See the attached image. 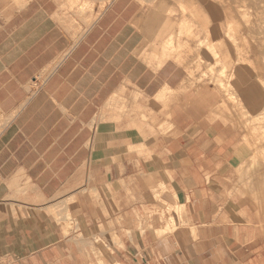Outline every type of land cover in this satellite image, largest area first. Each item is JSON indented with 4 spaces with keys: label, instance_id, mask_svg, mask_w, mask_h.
I'll return each mask as SVG.
<instances>
[{
    "label": "crops",
    "instance_id": "0c3cea01",
    "mask_svg": "<svg viewBox=\"0 0 264 264\" xmlns=\"http://www.w3.org/2000/svg\"><path fill=\"white\" fill-rule=\"evenodd\" d=\"M180 6L0 0V264H264L241 135L162 48Z\"/></svg>",
    "mask_w": 264,
    "mask_h": 264
},
{
    "label": "rangeland",
    "instance_id": "374dc122",
    "mask_svg": "<svg viewBox=\"0 0 264 264\" xmlns=\"http://www.w3.org/2000/svg\"><path fill=\"white\" fill-rule=\"evenodd\" d=\"M183 1L185 6H180L181 21L171 24L172 26L167 31V38L165 43L162 44L164 45L162 48L171 51L179 63L187 62V77L191 86L209 87L218 95L219 107L217 110L219 111L217 117L237 130L241 135V142L247 153L243 165L241 164L237 168L239 178L236 184L244 185L247 190L252 186H256L258 189L256 190L260 191L259 198L252 196L254 192L252 194L247 192L243 196L249 199L247 201L251 200L252 205H255H253L254 207L259 208L260 204V209L257 210L260 219L264 222V174H262L264 153L258 155L257 162L259 164H252L253 157L251 155H253L254 149L244 137L247 132V125L255 123L254 118L256 116H251L264 112V46L262 49L253 50L248 60H245L247 53L244 45L245 41H242V39H246L247 35H242V31L238 30L237 23L233 22L234 19H238L241 11L248 9L251 18H259L263 22L261 31L264 32V9L260 6L253 8L242 6L239 0L236 2L220 0L218 9L209 7L206 4L208 0ZM170 12L174 13V10ZM185 14L187 16H184ZM157 19L163 22L161 17ZM229 20H231L230 24L236 25H234V28L233 25L229 26L230 24H227ZM230 29L234 40L227 34ZM169 30L172 31H170V34ZM218 30H220L219 33ZM172 37L174 43H171ZM237 55L238 57H236ZM249 96L260 100L256 110L252 109L253 112H247L246 106L248 105ZM260 131H264V128ZM260 145H264V142H261ZM244 187L242 188L245 189ZM164 190L165 186L163 184L157 185L155 190L156 200L163 201L160 192ZM175 198L176 196L173 195V206L165 203L168 220L173 222L175 218L177 219L176 225L173 224V228L170 230L179 226L182 223L180 222L182 221L181 216L183 217V209L177 198ZM164 211V208L159 211V215L163 220Z\"/></svg>",
    "mask_w": 264,
    "mask_h": 264
},
{
    "label": "bare ground",
    "instance_id": "6f19581e",
    "mask_svg": "<svg viewBox=\"0 0 264 264\" xmlns=\"http://www.w3.org/2000/svg\"><path fill=\"white\" fill-rule=\"evenodd\" d=\"M185 1H188V0H185ZM232 1L236 2L238 0H232ZM239 2L242 4V6H246L248 8H253L255 6L256 7L257 6H260L262 9H264V0H239ZM206 4L209 7H214L216 9H218L219 8V5H220V0H208L206 2ZM234 20L235 21H233V22H235V24L237 23L238 30L239 31H242V35H247L246 39L243 38L242 41H245V44L244 45H245V50H246V53H247V56H246V59L245 60H248V58L251 55V53H252L253 50H255V49H262V47L264 46V32L261 31L262 30L261 28H263V22L259 18H251V14H249L248 9H244V11H241L239 13L238 19H234ZM230 22H231V20H229L227 24L229 25ZM232 25L233 24H230L229 26H232ZM234 25H233V28H234ZM170 31L171 30H169V34H170ZM219 31L220 30H218V33H219ZM230 32H231V29L227 32V34H228V36L232 40H234V38L232 36V33H230ZM171 43H174V38L173 37L171 38ZM210 46L212 47V45H210ZM236 57H238V55ZM259 104H260V100L259 99L255 98V97H252V96H249L248 97V105L246 106L247 107V112H253L252 109L256 110V108L258 107ZM251 117H255L254 118L255 123H249L247 125V129H246L247 132L244 135V137L246 138V140L248 142L251 143V146L254 149L253 155H251L253 157L252 164H254V163H258L257 162L258 161V159H257L258 158V155L264 153V145H260L261 142L262 143L264 142V131H260V129L264 128V112L256 113V114L252 115ZM251 168L253 169L252 165H251ZM243 169H245V168H243ZM242 172H244V171H242ZM244 174L246 175V173H244ZM262 174H264V169L262 171ZM241 187H244V185H241ZM244 188L247 190V187H244ZM245 189H243V190H245ZM248 190H249L248 193L249 194H252V192H250L251 189L248 188ZM242 193H244V192H242ZM252 196L254 198H259V195L258 194H255V193H253ZM261 208H262V206H261ZM259 209H260V204H259ZM262 211H263V208H262Z\"/></svg>",
    "mask_w": 264,
    "mask_h": 264
}]
</instances>
